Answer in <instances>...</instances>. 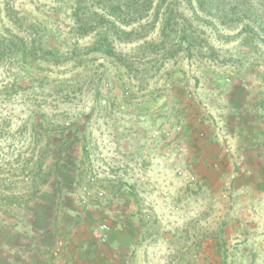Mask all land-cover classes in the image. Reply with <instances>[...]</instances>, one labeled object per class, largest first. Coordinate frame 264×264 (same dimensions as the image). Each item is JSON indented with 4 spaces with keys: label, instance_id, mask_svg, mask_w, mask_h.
<instances>
[{
    "label": "rangeland",
    "instance_id": "obj_1",
    "mask_svg": "<svg viewBox=\"0 0 264 264\" xmlns=\"http://www.w3.org/2000/svg\"><path fill=\"white\" fill-rule=\"evenodd\" d=\"M260 11L264 0H0V215L47 224L83 210L71 189L94 174L100 211L122 187L136 211L131 264H264V167L247 172L239 155L241 135L264 143Z\"/></svg>",
    "mask_w": 264,
    "mask_h": 264
},
{
    "label": "crops",
    "instance_id": "obj_2",
    "mask_svg": "<svg viewBox=\"0 0 264 264\" xmlns=\"http://www.w3.org/2000/svg\"><path fill=\"white\" fill-rule=\"evenodd\" d=\"M209 134L213 135L209 139L210 142L217 138L214 137V133L209 132ZM243 136H240L242 140L240 145L244 147V151L241 154L238 149L236 151L241 155L242 167H246L247 172L253 167H264V143L256 146L254 142L258 140V133H251L248 137ZM192 138L190 136L184 138V150L192 158L198 159L199 156H196L201 154L203 147L197 139ZM207 138H204V141H207ZM214 154L213 150V153L207 154L205 159H216L218 155L214 156ZM198 169L199 172L205 170L207 178H211L209 167ZM92 171L95 173V169ZM89 180L91 183H88L86 188L74 183L71 189L72 198L77 201L79 198H82V201L87 199L84 200V204L87 205L83 210H80L82 209L80 206H76L74 213L64 211L60 216L52 212V220L47 224L41 222L39 213L28 214V218L34 217L35 222L31 221L32 218L30 220L27 218L19 224L6 215H0V264H126L131 263L129 259L139 263L138 252L141 245L138 244L137 238L143 231L139 224L134 221L129 222L136 217V211L130 209L131 202L127 190L122 187L116 194L115 198L121 202H118L116 208L100 211L103 206L98 207V205L103 204L105 198L102 199L97 196V192L94 193L95 189H99L93 184L96 180L94 174ZM235 181L236 178L232 183ZM234 188L236 189L235 186L232 189ZM211 190L215 189L212 187ZM101 225H106L108 228L104 230ZM104 234L106 238L103 237Z\"/></svg>",
    "mask_w": 264,
    "mask_h": 264
},
{
    "label": "trees",
    "instance_id": "obj_3",
    "mask_svg": "<svg viewBox=\"0 0 264 264\" xmlns=\"http://www.w3.org/2000/svg\"><path fill=\"white\" fill-rule=\"evenodd\" d=\"M253 13H255V12H253ZM260 13H261V15L263 16L262 25H263V29H264V13H263L262 11H260ZM260 13H259V14H260ZM257 20H258V19H257L256 17H253L252 22H253L254 24H257V23H255ZM33 27H34V26H33L31 23L28 25V28L31 29V30H33ZM32 34H34L33 31H32ZM32 34L30 33L29 35L31 36ZM41 52H43L44 55H47V56H50V57L54 58V60H56V59L58 58L57 54H55L54 52H52V51H50V50H48V49H46V48L42 49ZM239 114H240V115H239L240 117H242V118L245 117V116H243V112H242V110H241V112H240ZM252 119H254V118H252Z\"/></svg>",
    "mask_w": 264,
    "mask_h": 264
},
{
    "label": "built area",
    "instance_id": "obj_4",
    "mask_svg": "<svg viewBox=\"0 0 264 264\" xmlns=\"http://www.w3.org/2000/svg\"><path fill=\"white\" fill-rule=\"evenodd\" d=\"M175 129H176V130H180V129H181V126H178V127H176ZM178 173H179V174H181V172H180V171H179ZM93 179H94V178L92 177V180H93ZM191 179H194V177H192V176H191ZM81 202L83 203V202H84V200H83V201H81ZM101 227H102L104 230H106V229L108 228L106 225H101ZM103 237H104V238H106V235L104 234V236H103ZM126 264H131V263H129V262H128V263H126Z\"/></svg>",
    "mask_w": 264,
    "mask_h": 264
}]
</instances>
